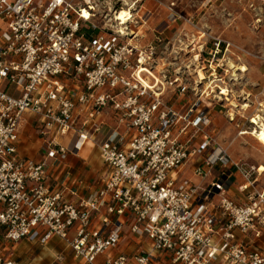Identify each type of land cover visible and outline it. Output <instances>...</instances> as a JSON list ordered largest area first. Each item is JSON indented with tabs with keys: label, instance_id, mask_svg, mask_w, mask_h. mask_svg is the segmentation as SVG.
<instances>
[{
	"label": "built area",
	"instance_id": "2783aa9c",
	"mask_svg": "<svg viewBox=\"0 0 264 264\" xmlns=\"http://www.w3.org/2000/svg\"><path fill=\"white\" fill-rule=\"evenodd\" d=\"M146 1L0 0V235L60 239L75 264H264V250L246 244L264 237V172L233 162L208 130L205 102L226 99L210 79L224 42L202 46L210 77L188 80L164 60L162 32L144 43ZM167 9L166 30L186 20ZM32 135L39 161L21 152ZM90 150L102 186L68 200L70 159ZM237 175L241 199L230 195ZM7 253L0 245V264H20Z\"/></svg>",
	"mask_w": 264,
	"mask_h": 264
},
{
	"label": "rangeland",
	"instance_id": "374dc122",
	"mask_svg": "<svg viewBox=\"0 0 264 264\" xmlns=\"http://www.w3.org/2000/svg\"><path fill=\"white\" fill-rule=\"evenodd\" d=\"M222 1L223 0H194L193 9L195 16H193L192 19L186 18L184 10L182 15L186 20L178 21L184 26L183 32H171L170 29L166 30L165 28H167L169 22L168 19L164 20L160 18L154 20V23L161 22L162 28L165 29L164 36L162 37H166L167 40L171 41L170 47L167 49L163 48L164 60L167 61L168 65H171L170 63H172L174 64L172 66H178L182 71L189 72L188 77L186 78L192 82L194 80L199 81L200 78L198 77L199 75H197L198 73H196L197 66L201 67L207 79L210 77V72L205 70L209 69L210 66L207 62L209 56L202 52L203 47H205L204 49L208 53L213 49V44L215 42L214 39L222 40L224 45L227 43L224 41L226 38L219 34L225 29V27H227L225 20L227 15L220 7ZM185 2L186 1H184L183 4L184 8H186ZM109 3L115 4L117 3V0H109ZM250 3H255V6L249 5ZM242 4L243 8H240L242 13L240 19L243 28L241 34L242 46L237 48L234 45H231L229 48L231 51H223V53L219 54L217 56L218 61H215L217 72L210 78L211 80L214 79V81H217L212 86L218 84L223 88H228L232 92L231 95H233L231 101L239 107L235 109L234 107L228 106L231 104L230 102H223V105L227 106L222 108L219 106L215 98H212L205 103H211L213 106L217 105L212 114L213 121L216 126H218L217 130L220 131L217 138L223 142L232 161L235 163L246 164L248 167L254 166L256 168H261V166H264V146L259 144L251 136H241L239 134L242 131H250L254 126L252 120L258 116L261 118V123H264V76L260 75L256 70L257 67H260L264 63V51L260 53L250 51L264 45V32L260 33V30L264 27V0H243ZM166 11L168 13V9H166ZM256 12L259 14L255 19L256 26L255 24L251 26L252 29L255 30L250 31L249 24L254 19ZM141 13H143V11ZM149 25L150 23L141 31L146 35L144 40L145 43L152 38L150 32H145L148 30L147 27H149ZM188 31H190L189 35H187ZM232 43L235 44L234 42ZM226 54H228V57L226 58V61L228 62L226 68H228V71L235 65V63L247 66V62L251 61L254 67L253 75H258L257 81L259 82V85L251 84V79L249 80L246 77H243V80L238 82V79L241 78H238V76L235 75V72L231 73L225 71L224 57ZM197 56H199V59L195 61ZM170 69V71H172L174 67ZM215 78L218 80L222 79L224 84L221 85L222 83H218V80H215ZM251 86H253L252 89L255 88V91L253 96L250 97L246 92L252 90ZM246 104L248 107L243 109ZM229 112L234 115L235 122L230 120ZM33 137L36 139L35 136ZM33 137H29V139H34ZM100 140L101 138L98 139V142ZM28 149L34 156H36L40 151V145L33 140ZM94 152H97V150H90L87 154V158H92L94 160V165L100 167V161H98L99 157L97 154L94 155ZM41 156L43 155L41 154ZM263 183L264 173L263 177L260 179L259 185L261 186ZM236 184H240V181H237L235 186H237ZM72 237L73 234L71 233L70 238ZM131 244L132 248L129 250L130 253L131 251H136L138 248L134 242ZM0 245L8 246L9 253H7V256H11L20 264H75L70 248L64 241L57 238L52 239V241L46 246L31 242H21L14 245L7 243L0 235ZM59 258H61V260H59Z\"/></svg>",
	"mask_w": 264,
	"mask_h": 264
},
{
	"label": "crops",
	"instance_id": "0c3cea01",
	"mask_svg": "<svg viewBox=\"0 0 264 264\" xmlns=\"http://www.w3.org/2000/svg\"><path fill=\"white\" fill-rule=\"evenodd\" d=\"M184 1H186L185 2L186 8H184V6H183ZM157 2L160 4V6L157 5ZM242 2H243V0H223L221 3V6H220L222 8V11L227 15L226 19H225L227 27H225V29L222 32H220L219 34L223 35L226 38L224 40L225 42L230 43L231 45H234L237 48H240L242 46L241 34H242L243 28H242L241 19H240L242 16L240 8L241 7L243 8ZM171 4H174L176 6V11L181 13V14L185 10V17L186 18L192 19L193 16H195V12L193 9L194 0H152V1H146L144 4V8H149L150 10L153 11L152 16L149 18V20L147 22V26L149 23H150V25H149V27H147L148 30L145 31L147 33L148 32L151 33V36H152L151 39H153L156 36L157 32H162L164 34L165 29L162 28V23L161 22L160 23H156V22L154 23V20L155 19L157 20L160 18L167 20L168 19V13H167L166 9ZM249 5L255 6V3L254 4L250 3ZM258 15L259 14L256 12L254 15V19L250 22V24H249L250 25V29H249L250 31L255 30V29H252L251 26H253L254 24L256 26V23H255L256 20L255 19H256V17H258ZM257 19H259V18H257ZM143 28H145V26ZM143 28H140V31H142ZM170 31L171 32H173V31H175V32L182 31L183 32L184 26L181 25L180 22H176L175 24L170 25ZM190 31H188L187 35H189ZM261 32H264V27L262 28V30H260V33ZM151 39H149V40H151ZM149 40L147 41V43L149 42ZM232 42H234L235 44H233ZM223 51H225V45L223 46ZM229 51H231V50L230 49H228V51L226 50V52H229ZM250 51L251 52L255 51L256 53L257 52L258 53L263 52L264 51V45L257 47L255 50H250ZM227 57H228V54H226L224 57V62H225L224 68H226L228 66V62L226 61ZM234 66L235 67L234 68L231 67L229 71H228V68H226L225 71L231 72V73L235 72V75H237L238 78H241V79H238V82L242 81L243 77H246L249 80L251 79L250 80L251 84L256 85L259 83L257 81L258 75L257 74L253 75V73H254L253 68L254 67H253V64L251 63V61L247 62V66H245L248 68V71L245 73L241 72L239 70V68L242 65L235 63ZM256 70L260 75L264 76V63L260 67H257ZM215 82H217V81H215ZM215 82H213V84ZM218 83H222V82L218 81ZM215 85H217L221 89H224L223 87L219 86L218 84H215ZM221 85H223V84H221ZM252 88H253V86H251V89ZM254 91H255V88L252 90H248L246 92V94H248V96L250 95V97H251V96H253ZM229 94H230L229 98L231 99V97H233V95H231L232 92L230 90H229ZM166 98L169 99L172 102L171 104L175 105L177 108H181L183 105V102H181L182 98L179 97L178 95H176L175 93H173V91H171V90H168ZM223 102H227V101H222L219 104V106L222 108H225V106H227V105H223ZM216 107H217V105H214V110L216 109ZM229 116H232L234 118L233 121L235 122L234 115L229 112ZM217 129H218V126H216V124L213 121L212 126L208 130H209V132L214 134L217 138L218 135L220 134V131H218ZM27 132H28V130H27ZM31 137H33V135ZM33 140L39 144L38 140L35 138L34 139H27L25 141V144L21 148V152L23 155L29 157L30 159H32L34 161H39L41 159L40 151L36 156H34L32 154V152L28 149L30 144H32ZM217 140L220 144L223 145V142H221L218 138H217ZM93 154L94 155L97 154V156L99 157L98 161H100V167L95 166L94 160L90 157L88 159H86V161L78 160L75 158L70 159L71 165L74 166V169L72 171V179H71L70 183L68 184V191L66 193V197L68 198V200L75 201L78 198L88 196L91 192H93L94 190H96L102 186L104 166H103V163L100 159L99 153L94 152ZM90 163H91V165H90ZM92 163H93V165H92ZM188 172H189V170H188ZM233 181H234V185L230 189V195L236 199H241L242 196L238 192V187L244 181L238 175L236 177H234ZM237 181H240V184H238V185L236 184L237 186H235V183ZM73 192L76 194V196L72 195ZM23 242H29V241L25 240ZM246 244H249L251 246L254 244H257V246H259L260 248H262L264 250V237L262 238L261 241L256 243V241H254L253 235H250L249 238L246 239Z\"/></svg>",
	"mask_w": 264,
	"mask_h": 264
},
{
	"label": "bare ground",
	"instance_id": "6f19581e",
	"mask_svg": "<svg viewBox=\"0 0 264 264\" xmlns=\"http://www.w3.org/2000/svg\"><path fill=\"white\" fill-rule=\"evenodd\" d=\"M117 16V20L118 21H121V25H124L127 23V21H129L130 17H131V14L125 10V11H122V12H117L115 14ZM197 59L195 61H197L199 59V56L196 57ZM197 66V65H195ZM235 66H232V68H234ZM239 70L241 72H247L248 71V68L245 67V66H241L239 68ZM196 73H198V77H200L199 79L200 80H204L205 79V74L203 73L201 67H198L197 66V71ZM200 83V82H199ZM222 95L226 96V99L223 98L222 101H227V102H231V104L229 106L231 107H234V108H237L239 107L237 104L233 103L231 101V99L229 98L230 94H229V91L226 90V89H223L222 90ZM248 107V105L244 106V108ZM261 118L258 116L257 118L253 119L252 120V123L254 124L253 128L250 130V131H242L239 135L241 136H251L253 137L259 144H261L262 146H264V123H261ZM260 171L264 172V166H261V169Z\"/></svg>",
	"mask_w": 264,
	"mask_h": 264
}]
</instances>
